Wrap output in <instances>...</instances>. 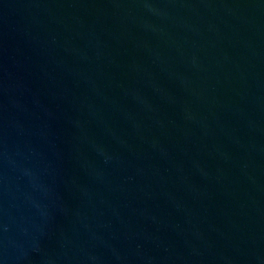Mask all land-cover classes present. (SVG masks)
I'll return each mask as SVG.
<instances>
[{"label": "water", "instance_id": "1", "mask_svg": "<svg viewBox=\"0 0 264 264\" xmlns=\"http://www.w3.org/2000/svg\"><path fill=\"white\" fill-rule=\"evenodd\" d=\"M0 264H264V0H0Z\"/></svg>", "mask_w": 264, "mask_h": 264}]
</instances>
